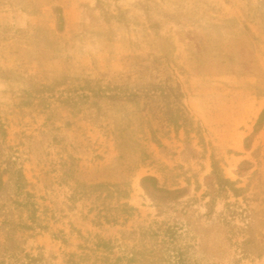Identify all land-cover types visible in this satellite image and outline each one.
<instances>
[{"label":"rangeland","instance_id":"1","mask_svg":"<svg viewBox=\"0 0 264 264\" xmlns=\"http://www.w3.org/2000/svg\"><path fill=\"white\" fill-rule=\"evenodd\" d=\"M0 264H264V0H0Z\"/></svg>","mask_w":264,"mask_h":264},{"label":"crops","instance_id":"2","mask_svg":"<svg viewBox=\"0 0 264 264\" xmlns=\"http://www.w3.org/2000/svg\"><path fill=\"white\" fill-rule=\"evenodd\" d=\"M217 29L229 30L228 27L205 29L188 24L175 26L171 32L166 29L163 35L165 38L171 36V39H174L172 45L178 48L174 50L173 57L192 75L202 77L245 75L246 59L243 56L247 55V49L245 46L234 45L231 48H218L217 45L222 46L223 43L227 46L232 40L227 33L225 38L221 35L213 38L210 32L215 33Z\"/></svg>","mask_w":264,"mask_h":264},{"label":"trees","instance_id":"3","mask_svg":"<svg viewBox=\"0 0 264 264\" xmlns=\"http://www.w3.org/2000/svg\"><path fill=\"white\" fill-rule=\"evenodd\" d=\"M170 235H172V234H170ZM172 238V237H171Z\"/></svg>","mask_w":264,"mask_h":264}]
</instances>
